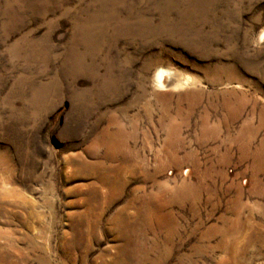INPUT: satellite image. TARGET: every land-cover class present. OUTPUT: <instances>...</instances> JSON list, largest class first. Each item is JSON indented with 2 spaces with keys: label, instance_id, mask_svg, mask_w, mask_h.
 I'll list each match as a JSON object with an SVG mask.
<instances>
[{
  "label": "rangeland",
  "instance_id": "rangeland-1",
  "mask_svg": "<svg viewBox=\"0 0 264 264\" xmlns=\"http://www.w3.org/2000/svg\"><path fill=\"white\" fill-rule=\"evenodd\" d=\"M0 264H264V0H0Z\"/></svg>",
  "mask_w": 264,
  "mask_h": 264
},
{
  "label": "bare ground",
  "instance_id": "bare-ground-1",
  "mask_svg": "<svg viewBox=\"0 0 264 264\" xmlns=\"http://www.w3.org/2000/svg\"><path fill=\"white\" fill-rule=\"evenodd\" d=\"M110 1V0H109ZM127 20V19H126ZM120 21V20H119ZM125 21V20H124ZM137 24V23H135ZM134 25V24H133ZM143 28V27H142ZM90 45V44H89ZM83 65V64H82ZM175 77L173 73L160 69L155 74V82L157 85L163 89L167 87V83L172 80V78Z\"/></svg>",
  "mask_w": 264,
  "mask_h": 264
}]
</instances>
